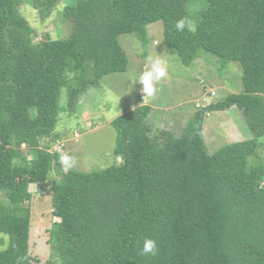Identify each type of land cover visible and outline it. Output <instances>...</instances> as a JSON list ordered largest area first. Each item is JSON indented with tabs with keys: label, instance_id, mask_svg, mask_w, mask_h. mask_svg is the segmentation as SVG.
<instances>
[{
	"label": "trees",
	"instance_id": "1",
	"mask_svg": "<svg viewBox=\"0 0 264 264\" xmlns=\"http://www.w3.org/2000/svg\"><path fill=\"white\" fill-rule=\"evenodd\" d=\"M189 0H75L61 17L66 37L34 42L19 13L22 0H0V233L8 236L0 264H31L29 185L46 181L60 153L41 147L67 106L89 87L125 72L121 34L145 45L148 25L161 22L165 48L184 65L201 52L242 69V91L199 108L180 135L150 136V106L111 121L119 161L91 172L70 170L51 187L49 243L60 264H264V0H206L195 32L177 31L190 19ZM58 0H28L41 19ZM236 106L252 139L209 154L204 114ZM57 136L55 135L54 139ZM26 147L31 157L22 152ZM254 160L249 163V157ZM156 254H141L143 241Z\"/></svg>",
	"mask_w": 264,
	"mask_h": 264
},
{
	"label": "rangeland",
	"instance_id": "2",
	"mask_svg": "<svg viewBox=\"0 0 264 264\" xmlns=\"http://www.w3.org/2000/svg\"><path fill=\"white\" fill-rule=\"evenodd\" d=\"M74 1L58 0L55 9L43 20L28 0H22L18 10L32 28L33 41L66 37L71 25L61 17V12ZM206 5V0H189L186 7L190 19L196 23L197 15ZM147 38L143 45L134 34H121L119 42L128 57L126 71L103 77L98 85L89 87L77 98V105L72 109L67 106L65 88L61 90L59 103L65 111L59 114L54 133L41 141V147L48 146L51 151L73 155L76 158L74 171H100L120 160L113 151L115 132L110 124L117 116L136 106L148 105L150 136L159 131H169L177 136L199 108L222 101L230 93L242 91L239 63L231 61L221 67L220 58L201 52L190 65H184L174 50L165 48L161 22L148 25ZM149 55H159L166 60L168 77L157 83L154 97L144 99L142 85L131 82L129 78L147 69L146 57ZM239 111L230 107L204 114L203 136L209 154L224 145L254 137ZM21 149L23 154L31 157L24 145ZM255 159L264 163V151L258 149ZM252 160L253 156L249 157V163ZM63 173L59 163L53 167L46 181L28 187L32 198L23 206L30 210L28 251L31 264H60L48 239L50 228L59 223L52 214L51 187ZM5 200L0 193V202ZM7 242L8 236L0 233V250L6 248Z\"/></svg>",
	"mask_w": 264,
	"mask_h": 264
},
{
	"label": "clouds",
	"instance_id": "3",
	"mask_svg": "<svg viewBox=\"0 0 264 264\" xmlns=\"http://www.w3.org/2000/svg\"><path fill=\"white\" fill-rule=\"evenodd\" d=\"M175 29L177 31H184L187 29L188 31L195 32L197 30L196 23L188 18H180L175 23ZM147 69L145 71L140 72L135 77H130L129 80L133 83L139 82L142 85V92L145 94V98L154 97L157 92V83L168 77V65L165 59L161 56H147ZM128 80V81H129ZM59 163L62 167V171L64 174H67L70 170L73 169L76 158L66 152L60 153ZM158 251V247L156 241L151 238H146L143 241L141 254H156Z\"/></svg>",
	"mask_w": 264,
	"mask_h": 264
},
{
	"label": "crops",
	"instance_id": "4",
	"mask_svg": "<svg viewBox=\"0 0 264 264\" xmlns=\"http://www.w3.org/2000/svg\"><path fill=\"white\" fill-rule=\"evenodd\" d=\"M231 107H236V106H231ZM237 108V107H236ZM238 109V108H237ZM239 110V109H238ZM240 112V111H239Z\"/></svg>",
	"mask_w": 264,
	"mask_h": 264
}]
</instances>
